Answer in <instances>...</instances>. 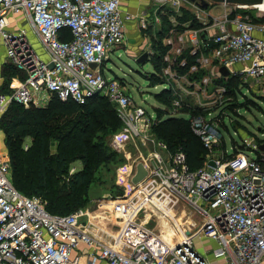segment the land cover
Wrapping results in <instances>:
<instances>
[{"label": "built area", "instance_id": "obj_1", "mask_svg": "<svg viewBox=\"0 0 264 264\" xmlns=\"http://www.w3.org/2000/svg\"><path fill=\"white\" fill-rule=\"evenodd\" d=\"M224 1H207L208 7L221 6L218 16L187 0H153L152 15L136 17L141 29L155 27L151 44L135 59L144 53L153 67V59L159 60L155 75L174 93L169 114H180L178 109L186 101L197 104L199 114H210V104L229 99L227 87L214 82L222 78L220 67L229 71L222 79L238 78L235 92L247 86L264 100V10L259 8L263 0L250 5ZM183 10L190 12L198 28H191V21L179 25ZM18 16L30 26L48 60L32 49L26 31L16 23ZM163 18L170 26L165 25L158 37ZM132 19L120 10V0H0V39L7 62L19 72L7 92L0 89V118L12 102L28 108L43 107L52 97L79 105L105 98L122 123L119 137L143 136L153 118L134 103L124 82L103 74L110 54L124 46L125 26ZM64 30L68 40L60 37ZM187 57L193 58L191 65ZM200 70L207 74L193 79L191 75ZM190 120L207 151L204 165L189 170L181 151L168 153L166 160L154 155L143 185L132 184L127 166L117 180L125 197L119 203L111 201L122 220L118 232L110 224L107 228L95 221L84 225L82 218L91 216L86 210L52 215L39 197L20 194L11 183L10 161L0 137V264H263L264 151L260 147L264 140H242L243 149L235 154L226 149L215 154L220 141L217 127L200 115ZM158 146L167 151L164 143ZM246 151L255 152V158ZM210 161L214 167L208 165ZM159 191L184 201L205 218L198 231L184 235L172 248L155 242L147 220L138 217L151 202V194ZM137 196L141 201L134 199ZM95 227L106 238L99 237ZM109 231L121 233L120 237ZM195 237L216 243L209 258L194 246Z\"/></svg>", "mask_w": 264, "mask_h": 264}, {"label": "trees", "instance_id": "obj_2", "mask_svg": "<svg viewBox=\"0 0 264 264\" xmlns=\"http://www.w3.org/2000/svg\"><path fill=\"white\" fill-rule=\"evenodd\" d=\"M191 19L190 12L186 10L177 18L179 25ZM163 23L170 26L167 18H163ZM189 26L198 28L199 24L191 21ZM178 29L182 27L178 26ZM60 37L68 40L69 33L64 30ZM153 63L156 73H159V60L155 58ZM192 63L193 58L187 57V65ZM18 74L14 66H5L0 89L7 92L11 79ZM205 74L206 71L200 70L191 77L199 80ZM146 77L152 85L163 83L155 74ZM222 78L214 79L215 84H224L229 90L227 95H236L238 78ZM170 93L161 91L164 103L159 99L160 93L155 96L168 108ZM189 104L182 102L179 117L168 116L169 111L165 109L156 110V114L158 117L167 115L159 122L167 151L170 154L183 152L187 168L196 170L204 165L207 151L190 126L191 117L200 111L190 108ZM114 112L105 98H94L79 105L52 97L43 107L30 105L28 108L12 102L0 118V132L10 161L13 187L22 195L36 196L46 202V211L52 215H67L84 208L89 202V189H95L97 184L102 186L110 181L115 187L113 173L121 158L109 147L108 138L121 128V124ZM25 139L32 143L30 150L22 148ZM52 141L57 142L55 152H50ZM76 162L80 167L70 172Z\"/></svg>", "mask_w": 264, "mask_h": 264}, {"label": "rangeland", "instance_id": "obj_3", "mask_svg": "<svg viewBox=\"0 0 264 264\" xmlns=\"http://www.w3.org/2000/svg\"><path fill=\"white\" fill-rule=\"evenodd\" d=\"M207 10L213 16H218L223 11L220 5H210ZM10 26H12L11 28H14L13 23H11ZM27 34V38L32 49L38 54L41 49L38 39L33 33L30 34V32H27ZM1 44L3 45L2 41ZM3 51L4 59L1 58L2 61L0 59V78L2 76V70L5 68V66L9 67V63L6 59L5 47ZM0 54H3L2 51H0ZM42 54L46 55L43 49H41V59H43V57H41ZM134 55L135 54L130 56V54L126 53L124 49H117L113 54H110V59L103 65V74L106 78L117 79L124 82L127 93L131 95L134 103L137 106L143 107L150 117L153 118V121L150 122L148 127L145 129L143 134L144 137L141 136L139 138L130 140L119 137L122 128V123L120 121L121 128L111 134L108 138L109 147L121 158V161L117 163V168L114 171L115 173H113L114 175L112 178V181L114 182L113 184L116 188L111 186L110 181L101 184L102 186L97 184L95 189H89V202L84 206V208H81L82 210L91 212L90 217L85 216L82 218L84 225H94L93 222L95 221L100 228H107V226L110 224V226L113 227L112 229L114 232H118V230H120L119 226L117 225L120 224L122 220L116 217L113 204L111 205V201L114 202L116 199H121L125 196V193L120 185H116V179L119 175L118 172L124 173L123 170L127 168L126 166H129V164L133 161H139L137 158L146 153L145 150H147L149 144L158 146V143L166 142L164 139H162L163 130H161L159 127V122L162 119H165L167 115L160 114L163 116L158 117L156 110L165 109L166 111L173 112L171 108V101L170 107L168 108L161 104L162 102H165V98L161 94V91L166 90L167 85L165 83L152 85L148 77H146V74H155L156 71L154 67L149 61L143 64H138L134 58ZM210 69L214 70V66H210ZM8 73H11V70L8 71ZM239 89L240 90L236 92V95H226L229 96V99L225 98L222 104H210L208 107L209 109L207 110L210 112V114H198L200 116L210 118V122H212L219 131L220 141L214 150L215 154H219L224 149L227 150L229 155L234 150H242L243 148L238 146L241 145L242 140H247V142L252 143L264 140V100L254 95L247 88V86H241ZM158 93H160L159 99L161 103L157 100L158 97L155 96V94ZM170 95L171 100L174 97V93L171 92ZM189 107L197 109L198 105L191 102ZM110 108L115 111L114 114H117L115 107H113L111 103ZM178 110L180 111V109ZM163 113L165 112L163 111ZM178 115L179 114H168V116L176 117ZM158 132H160V134ZM0 137L4 145V141L2 139L3 135L1 132ZM31 147V141L25 139L22 143L23 150H30ZM56 149L57 142L52 141L50 152H55ZM2 150L7 153L5 145L3 146ZM235 152L236 151L233 153L235 154ZM245 153L250 158H255L256 156L255 152L250 153L246 151ZM143 158L145 157L143 156ZM79 167V162L72 164L70 172H74L75 168ZM171 199L166 196V199L163 202L169 203L170 206L172 205L169 210H167V206H165L162 207V210L160 209L159 211H156L155 215L147 213L146 210L144 212H140L138 215L139 218L147 220L146 227L148 230H154L155 240L157 243L160 242V240H167V243L165 242L164 244H168L170 237L173 235L175 236L172 238V242H177V238H181V235L179 234H182L183 231L184 217L186 219L189 213L196 219L200 217L198 213H195L188 205L184 203V201L181 202L182 200L179 201L176 199L175 203L170 204ZM178 201L180 204H178ZM177 206H179V208H177ZM162 211L167 212L164 214ZM176 220L178 224H181V229L174 227V222ZM196 222L199 223L198 220ZM95 230L99 234V237L106 238L103 237V232H100L97 227H95ZM109 232L111 233V231ZM114 232H112L111 235L118 239L121 233ZM127 239L130 240L128 237ZM198 242L199 241L194 242L195 247H197ZM119 248L122 249L121 246Z\"/></svg>", "mask_w": 264, "mask_h": 264}, {"label": "crops", "instance_id": "obj_4", "mask_svg": "<svg viewBox=\"0 0 264 264\" xmlns=\"http://www.w3.org/2000/svg\"><path fill=\"white\" fill-rule=\"evenodd\" d=\"M153 6H154L153 5V0H120V10L123 13H128V14L132 15L133 18H135V19H132L125 26V38H126V40H125L124 46L116 48L114 50V52L117 49H124V51L126 53L130 54V56H132L133 54H135L137 56L140 52H143L145 49H147L149 47V45L151 44V40H153L152 39L153 38V34H155V32H156V31H154L155 27H148V30L141 29L139 27V25H138V21H137L136 17L141 16V15L146 16V17H150L152 15V13H153V10H154ZM15 19H16V23H17L18 27L21 26L22 28H24V30L26 31V34H27V32H30V34L32 33V31L29 30L30 26L28 24H26V22H24L22 16L15 17ZM164 28H165V24L164 23H163L162 28H160V29L157 28L158 29V35H159L158 37H160L161 34H162V32L160 30H164ZM41 49H40V51L38 53L39 55L37 54L38 56H40V54H41ZM3 50H4V48H3V45L1 44V39H0V51H2V53H3V54H0V59L1 58L4 59V51ZM41 57H43L42 60H48V56L47 55H43L42 54ZM2 59H1V61H2ZM0 83H2V79L1 78H0ZM156 146L152 145V144H149L147 150H145L146 153L142 154L141 157L137 158V160H139V161H133L132 163L129 164L127 174L130 177L135 174L136 165L138 163H142L144 165V167L148 169V167H150V165H151V161L153 160L152 157L154 155H158V157H160L162 160H166L168 158V153L169 152L163 150L159 146H157V147ZM143 156L145 158H143ZM118 174H119V172H118ZM121 174H123V173H121ZM147 175H148V173H147ZM147 175H146V177H147ZM146 177L142 181H140L138 184H136V185H139V184L143 185V184L147 183L148 180L146 179ZM117 180H118V178L116 179V185H117ZM131 180H132V178H131ZM168 195L164 191H159V192L152 193L151 196H150V201L151 202L147 203V205L145 207V210L147 211V213H151L152 215H155L156 214L155 212L160 210L157 204L163 203L164 200L166 199V196H168ZM153 196H154V198H153ZM169 196L172 198L171 200H173V202H175L176 198H174L171 195H169ZM123 198H121V199H123ZM134 199H136L137 201H141V197H139V196H137ZM118 200L119 199H117V202L119 203ZM177 200H179V199H177ZM179 201H181V200H179ZM179 201H178V204H180ZM181 202H183V201H181ZM186 205H188V204H186ZM177 208H179V206H177ZM145 210H143L142 212H144ZM172 212H174V211H172ZM195 213H197V212H195ZM184 214H186V213H184ZM199 216L200 217L196 219L193 216H191L190 213H189V215H188V217L186 219L184 217V221H183L184 222V227H183L184 233H182L183 235L181 233L179 234V235H181L180 236L181 238H183L184 235H189L191 233H195L196 231H198L201 228L202 224L205 222V218L203 216H201V215H199ZM148 217H150V216H148ZM190 220H192V222H190ZM197 220L199 221V224L196 222ZM176 222H177V220L174 222V227H176L177 229H181L180 228L181 224L180 223L178 224V222L177 223ZM151 231L154 232V230H151ZM154 234H155V232H154ZM172 238H173V236L170 237V240H169L168 244H164L167 240H160V242H158V243L160 245L162 244V245H164V246H166L168 248H172L176 243H178L181 240V238L179 239V237H178L177 238L178 239L177 242L174 243V242H172ZM197 241H199V242H198L196 248L199 250L200 253L206 254L207 257L209 258L211 256L210 255L211 251L216 248V243L213 240L208 239V238H204V237H200V238L195 237L193 239V242H197ZM155 242H156V240H155ZM195 245H196V243H195ZM214 263L223 264L221 261H217V262H214Z\"/></svg>", "mask_w": 264, "mask_h": 264}, {"label": "water", "instance_id": "obj_5", "mask_svg": "<svg viewBox=\"0 0 264 264\" xmlns=\"http://www.w3.org/2000/svg\"><path fill=\"white\" fill-rule=\"evenodd\" d=\"M190 3H194L195 5H197L198 7L202 8V9H206L208 7V2L207 1H211L213 3H222L223 0H187ZM224 2L229 3V4H242V5H250V4H255V3H259L261 2V0H225ZM201 37L204 38L205 35L204 33L201 34ZM136 56V55H135ZM135 58V57H134ZM136 62L138 64H143L147 61V57L146 54H141L140 56H138L136 59ZM90 67L94 68L95 64H91ZM49 68H52V64L49 65ZM218 72L220 73L221 76L226 77L229 75V71L225 68V67H220L218 69ZM261 151H264V144L260 147ZM208 165L211 167H214V163L212 161L208 162ZM147 175V170L144 167V165L142 163H138L136 165V172L132 177V183L133 184H138L140 181H142Z\"/></svg>", "mask_w": 264, "mask_h": 264}, {"label": "bare ground", "instance_id": "obj_6", "mask_svg": "<svg viewBox=\"0 0 264 264\" xmlns=\"http://www.w3.org/2000/svg\"><path fill=\"white\" fill-rule=\"evenodd\" d=\"M259 8L261 9V10H264V0L261 2V3H259ZM166 193V192H165ZM167 197H169L170 199H171V197L168 195ZM153 198H154V196H153ZM175 200V199H174ZM153 202V201H152ZM172 202H173V200H171L170 201V204H172ZM160 203V202H159ZM173 203H175V202H173ZM158 205V207H159V209H161L162 210V207H165V206H167V210H169V208L172 206H170L169 205V203H163V204H157ZM163 212V211H162ZM167 212V211H166ZM166 212H163L164 214L166 213ZM190 222H192V220H190ZM193 224V223H192ZM197 224V223H196ZM199 224V223H198ZM182 233H184V231H182ZM183 235V234H182ZM175 235H173V237H174ZM121 249V248H120Z\"/></svg>", "mask_w": 264, "mask_h": 264}]
</instances>
